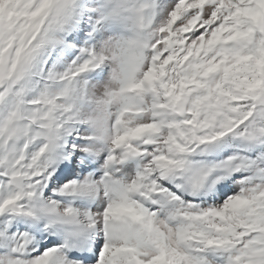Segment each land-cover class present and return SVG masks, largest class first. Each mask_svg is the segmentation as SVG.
I'll return each mask as SVG.
<instances>
[{"label": "snow or ice", "instance_id": "1", "mask_svg": "<svg viewBox=\"0 0 264 264\" xmlns=\"http://www.w3.org/2000/svg\"><path fill=\"white\" fill-rule=\"evenodd\" d=\"M0 264H264V0H0Z\"/></svg>", "mask_w": 264, "mask_h": 264}]
</instances>
